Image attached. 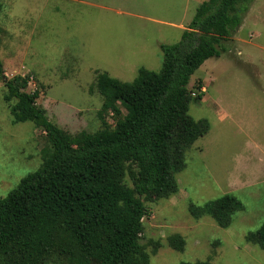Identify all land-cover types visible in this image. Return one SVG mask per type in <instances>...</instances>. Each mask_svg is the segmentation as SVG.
Here are the masks:
<instances>
[{
    "label": "rangeland",
    "instance_id": "obj_1",
    "mask_svg": "<svg viewBox=\"0 0 264 264\" xmlns=\"http://www.w3.org/2000/svg\"><path fill=\"white\" fill-rule=\"evenodd\" d=\"M202 1L0 0L4 75L27 76L26 91L39 92L37 104L64 130L94 132L101 127L97 75L131 81L140 67L158 71L160 44L181 39ZM223 44L220 56L206 59L190 78L189 88L196 94L201 81L204 94L189 114L207 119L209 130L185 151L179 191L145 202L140 241L148 245L149 264H264V249L245 240L264 223V0L249 3ZM4 90L0 77V197L40 167L47 146L33 122H12ZM105 119L114 124L112 113ZM227 193L244 207L228 227L190 214V204ZM176 233L183 250L167 242ZM152 241L160 244L155 253Z\"/></svg>",
    "mask_w": 264,
    "mask_h": 264
},
{
    "label": "trees",
    "instance_id": "obj_2",
    "mask_svg": "<svg viewBox=\"0 0 264 264\" xmlns=\"http://www.w3.org/2000/svg\"><path fill=\"white\" fill-rule=\"evenodd\" d=\"M252 1L203 0L181 39L160 44L158 71L140 67L131 81L99 73L101 127L94 132L71 134L51 121L36 102L39 92L26 91L28 77L6 78L0 59L12 122H33L47 144L40 167L0 197V264H149L148 245L140 241L145 202L179 191L176 174L185 167V151L209 130L207 119L189 114L190 103L204 94L201 81L196 94L189 88L191 75L225 50L223 41L237 31ZM243 208L227 193L190 204L189 212L226 228ZM245 240L264 249V223ZM167 242L175 250L185 246L178 233ZM151 244L155 253L160 244Z\"/></svg>",
    "mask_w": 264,
    "mask_h": 264
}]
</instances>
